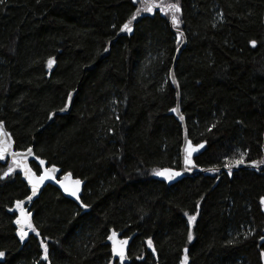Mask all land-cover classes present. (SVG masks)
Returning a JSON list of instances; mask_svg holds the SVG:
<instances>
[{"label":"trees","instance_id":"trees-1","mask_svg":"<svg viewBox=\"0 0 264 264\" xmlns=\"http://www.w3.org/2000/svg\"><path fill=\"white\" fill-rule=\"evenodd\" d=\"M174 3L0 4V121L16 149L32 146L83 181L76 202L51 184L34 196L17 168L0 179V264H180L185 255L187 264H264V163L252 166L264 161V0H178L176 27ZM174 28L186 36L174 73L193 174L181 172L183 127L171 111ZM189 142L204 147L185 164ZM241 153L230 174L225 164ZM165 169L181 174L155 175ZM17 201L39 236L30 229L20 240ZM111 230L132 236L129 262L112 258Z\"/></svg>","mask_w":264,"mask_h":264},{"label":"snow or ice","instance_id":"snow-or-ice-1","mask_svg":"<svg viewBox=\"0 0 264 264\" xmlns=\"http://www.w3.org/2000/svg\"><path fill=\"white\" fill-rule=\"evenodd\" d=\"M4 3V0H0V4H3ZM171 10H172V16H171V23L174 27L178 26L179 23L181 22L178 18V16L176 15L177 13H179L181 11V8H180V5L178 3V0H177V3H174V4H171L168 6ZM146 11H151L152 10V7L151 5H147L146 8H145ZM140 13V9H137V12L136 14L132 17V19H135L137 15H139ZM122 31H128V32H131L132 31V28L130 27V22L128 23H124L122 25V28H121ZM182 33H177V41L179 42L181 40V37H182ZM251 44L253 47L256 46V41H251ZM54 61L52 58H49L47 64H48V67H52ZM172 83L175 84L176 83V80L175 78L173 77L172 78ZM69 97H71L72 93H69L68 94ZM67 107V105L65 106ZM65 109H61V111H64ZM171 111L173 112H179V109L178 108H173L171 109ZM55 114H50L49 116V119H52L53 116ZM180 119L183 120L184 117L183 115L180 116ZM3 128V122L0 121V130H2ZM209 131H211V129H209ZM6 135V133H4ZM7 147H10V145H8ZM7 147H5L4 149L0 150V151H7ZM204 147V144H200V145H197L195 148L192 147L191 145V142H189L188 144V147L186 149V157H185V164H191L192 161L190 159L191 157V154L195 151H197L199 148H203ZM32 148H28L27 149V155L28 156H31L32 155ZM13 155H17L16 153H13ZM244 155L245 153H241L240 154V158L239 159H235L232 164H225V167L229 168V173L231 174V167L234 166V165H240V164H243L244 163ZM39 163L41 165H43L45 163V161L43 160H40ZM257 163H264V161H260V162H256V161H253L252 162V166H256ZM12 171L11 168H9L8 172H5L3 176H0V179H3L4 177L8 176L9 173ZM30 171V169H27V167H25V173L27 175V173ZM56 171V168L53 167L51 169H48V170H45L44 174L39 176L38 178H34L32 175H28L27 178H28V183L31 184L32 186V193L33 195L36 194V190L37 188L39 187L40 184H42L45 180L49 179L50 178V174L51 173H54ZM208 171H211V172H215V171H218V169L216 168H211V169H208ZM181 173L180 172H174V171H171L169 169H165L163 171H156L155 172V175L157 176H162L164 177L165 179L167 180H172L173 177L175 176H179ZM67 178V177H66ZM80 181L79 180H76L74 181V187L69 189L68 185L64 184V183H61V187L64 188V190L66 192H70V194L72 196H76L77 194V191L79 190V185H80ZM28 200H31L32 197L29 196L27 198ZM24 202L23 201H17L16 202V207L20 209L21 211V216L19 218H17V220L15 221V223L17 225H27L28 228H30L33 232L36 233L37 236H39V232H36V229L35 227H33L31 221L29 220V217L31 216V213H25L23 211V209L20 207ZM261 204H264V197H261ZM84 207H87L86 205H84ZM187 215V214H186ZM196 219L195 216H188V223H189V232H188V240L191 241L193 239V235H192V231H191V224L192 222ZM18 235L20 237V240L23 241L25 239V237L28 235V232L24 231L23 230V227H21L19 230H18ZM116 236V233L113 232L111 235H109L107 237L108 240L110 241H113V248H112V253L114 255H118L120 257V259L123 261L125 259V252H124V245L127 244V241L126 240H122L119 242V247H117L115 245V238ZM262 239H264V237H262ZM147 246L149 248H153V242L151 239H148L147 240ZM41 247L44 249V256H43V259L44 260H47L48 259V248H47V245L41 241ZM153 251H155V249H153ZM185 253L187 252V249L184 250ZM4 255V253L0 252V257H2ZM261 256L264 257V252L261 253ZM187 260H188V257L187 255H185L183 257V259L180 261V264H187Z\"/></svg>","mask_w":264,"mask_h":264},{"label":"water","instance_id":"water-1","mask_svg":"<svg viewBox=\"0 0 264 264\" xmlns=\"http://www.w3.org/2000/svg\"><path fill=\"white\" fill-rule=\"evenodd\" d=\"M173 31H174V33L176 35H177L178 32L182 33L183 35H182V39H181V42L179 44V47L176 49L175 56H174V59H173V64H172V66L170 68V73L169 74H170L171 81H172L173 77L176 80L175 73H174V67H175L176 59H177L178 54L180 53L182 47L186 43V36H185V34L183 33L182 30L174 28ZM54 66H55V61H54L53 65H52V67H49V68H53ZM173 86H174L175 92H176V105H175V108L179 109V112H175V113L177 114L179 120L182 123V127H183V144H182V151H181L182 171L181 172H182V174H193V173L197 172V170H188V169H185V167H184V150H185V146H186L187 141H188L187 128H186L185 118L183 120L180 119V116L182 114L180 113L179 88H178L177 80H176V83L173 84ZM4 133H6V135ZM8 145H10V147H7ZM5 147H7V151H0V163H5L8 158L13 159V158L19 157L21 159L22 163H23V169H22V175L23 176H22V178L26 182L27 186L30 187L31 192H32V186H31V184L28 183V178H27L28 175H32L34 178H38L39 176L44 174L45 170L51 169L53 167L56 168V171L54 173L50 174V178L45 180L42 184L39 185V187L36 190V194L34 196L39 194L44 186H46L47 184H51V185H54L57 189H59L63 196H65V197H67V198H69V199H71L73 201H76V202H78L80 200V195H81L82 189H83V181L82 180H80L77 177H74L72 175V173H70V172H62L56 166H47L46 163H45V165H43V167L40 168V172L39 173H36L35 171L33 172L31 170L29 161H30V159H33V158L35 159L37 157L34 155L33 151H32V155L31 156L27 155V149L28 148H32V147H28L25 150L16 149L15 146H14V142L12 140V137L10 136V134L8 133V131L5 129V127L3 125L2 132L0 133V150L4 149ZM13 153H16L17 155L14 156ZM25 167H27V169H30V171L27 173V175L25 173ZM76 180H79L81 182L80 185H79V190L77 191L76 196H72L70 194V192H66L64 190V188L61 187V183H64V184L68 185L69 189H71V188H73L75 186L74 185V181H76ZM20 207L23 209V211L25 213H30V210L25 205V203H23ZM14 208H15V221H16L17 218H19L21 216V211H20L19 208L16 207V204L14 205ZM29 220L32 223V220H33L32 214L29 217ZM15 225H16V229H17V234H18V230L21 227H23V230L26 231V232H29V230H30V228H28L26 224L25 225H17L15 223ZM113 232H115V231L111 230L109 235H111ZM115 233H116V236H115L114 240H115V245L117 247L120 246L119 245L120 241H122V240H126L127 241V244H125L123 246L124 247V252H125V259L122 261L118 255H114L112 253L113 241H110V240L107 239V242L110 244L111 256L114 259H119L121 262H129L130 260L128 258V245H129V243H130V241L132 239V236H122V234L120 232H115ZM0 252L4 253V251H0ZM4 256H5V253H4V255L2 257H0V261L4 258Z\"/></svg>","mask_w":264,"mask_h":264},{"label":"rangeland","instance_id":"rangeland-1","mask_svg":"<svg viewBox=\"0 0 264 264\" xmlns=\"http://www.w3.org/2000/svg\"><path fill=\"white\" fill-rule=\"evenodd\" d=\"M148 1H150V0H148ZM2 132V130H0V133ZM30 147H32V146H30ZM32 160H36V162L41 166V167H43V165H45V163L43 164V165H41L40 163H39V161L40 160H42V159H40V158H33V159H30V161H29V163H30V167H31V170L34 172V169L32 168V165H31V161ZM44 161V160H43ZM9 162V164H10V166H9V168H17L19 171H20V173H21V176H23L22 175V169H23V163H22V161H21V159L19 158V157H16V158H13V159H10V158H8L7 159V161L5 162V163H8ZM28 188H29V190L31 191V189H30V187L28 186Z\"/></svg>","mask_w":264,"mask_h":264}]
</instances>
